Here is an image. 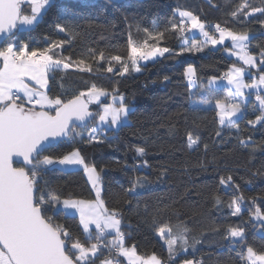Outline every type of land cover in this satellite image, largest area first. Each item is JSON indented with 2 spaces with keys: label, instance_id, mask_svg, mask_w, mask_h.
I'll return each instance as SVG.
<instances>
[{
  "label": "trees",
  "instance_id": "trees-1",
  "mask_svg": "<svg viewBox=\"0 0 264 264\" xmlns=\"http://www.w3.org/2000/svg\"><path fill=\"white\" fill-rule=\"evenodd\" d=\"M240 2L120 0L114 4L110 0H57V7L49 10L37 26L16 32L18 40L28 43L30 49H42L52 40L70 39L67 32L57 30V24L71 23L76 26L75 31L80 35L71 43H65L63 54L71 56L74 61L85 58L92 71L57 69L51 74L49 96L54 98L59 95L66 102L96 85L97 88L106 89L108 94L113 89L118 90L113 94H123L125 102L133 108L127 126L108 129L104 134L97 133L104 143L85 146L79 142L80 138L75 133L89 130L92 126V122H89L83 128L75 127L72 142L66 139L50 143L41 156L60 158L80 148L85 162L95 165L100 172L101 199L105 207L120 208L124 214L123 222L127 225L122 227L126 234L125 246L136 245L137 254L141 255L155 252L165 264H168L167 246L158 238L156 229L168 225L175 230L178 224L184 222L191 229L189 245L187 251L176 258L175 264L192 258L201 259L202 264H246L239 254L246 252L247 246L264 251V235L257 230L258 224L251 216L257 207L264 212V126L247 123L260 115L255 96L243 105V118L236 121L239 133L235 128L220 126L215 102L225 99L226 87L210 92L204 86L208 80L221 77L222 72L226 73L230 66L239 62L225 53V49L230 48L228 43L213 46L205 43L202 36H193L188 29L180 33L170 27L171 23L179 22L178 10L192 11L205 23L207 32L209 25L215 22L236 32H248L249 51L260 58V51L264 49V24L260 21L264 20V15L256 13L251 17H232L231 11ZM250 3L255 7H264V0H250ZM23 7L25 13L30 14L28 6ZM61 15L62 18H59ZM145 28L150 32H164L163 40L156 44L149 39V44L168 48L171 52L142 62L140 72H135L130 61L127 62L129 71L123 75L120 74L121 64L116 62H112L113 71L107 72L108 58L120 55L127 61L129 39L137 45L141 44L147 38L143 31ZM6 43L7 40L0 47ZM193 43L203 47V52L184 51L176 55L181 53L182 47H190ZM90 50H95L97 56L101 50L104 51L105 60L97 63L89 55ZM188 65L195 69V87L184 75ZM260 71L264 72V65ZM165 77L168 79L165 80ZM105 101L106 98H103L98 103H88V108L97 114L95 119ZM197 108L198 111L194 110ZM173 126L175 131L170 133L169 128ZM218 130L222 133L223 142L215 136ZM187 131L200 137L197 150L188 148ZM249 137L251 141L247 147L239 144V139L248 140ZM204 143L209 144L207 151L203 148ZM138 147H144L148 155L137 157L135 149ZM145 159L149 166L141 167ZM165 168L166 177L158 179ZM229 175L233 178V186L220 185V178L227 179ZM137 177H147L150 183L138 189L135 196L125 197L121 185L128 188ZM235 185H239V189ZM40 186L47 193L45 199L49 195L58 196L60 200H91L95 196L82 167L71 170L50 166L43 174ZM241 194L244 197L240 202L241 217L231 216V209L227 205ZM217 196L222 201L221 205L215 203ZM253 198H256L255 204L252 203ZM124 200L131 203L126 204ZM173 201H176L174 207L178 216L170 215L167 211H156L171 205ZM137 206L139 215L135 214ZM145 207L147 214L143 212ZM48 215L52 216L53 223L64 225L81 242H96L95 239L90 242L85 239L76 214L66 215L56 209ZM153 216L156 218L154 226ZM238 224L245 228V240L233 244L223 237L227 226ZM96 234L94 229L92 236ZM111 239L112 235H108L104 243ZM193 239L199 241L194 248ZM107 256L108 251L104 249L96 263ZM119 260L120 264H126L121 257Z\"/></svg>",
  "mask_w": 264,
  "mask_h": 264
},
{
  "label": "snow or ice",
  "instance_id": "snow-or-ice-1",
  "mask_svg": "<svg viewBox=\"0 0 264 264\" xmlns=\"http://www.w3.org/2000/svg\"><path fill=\"white\" fill-rule=\"evenodd\" d=\"M111 3L118 4L120 0H110ZM24 5L28 6L30 14L25 13ZM57 7V0H0V35H6L8 43L0 47V264H96L97 259L107 249L111 255L115 253V259L104 258L100 264H120L119 257H126L128 264H165V261L155 252L150 255H138L137 246H125V232L122 227L124 224V214L120 208L108 209L105 207L104 200L101 199V177L95 165L85 162L80 148H75L70 153L60 157L41 156L51 140L61 137L68 138L69 142L79 136V142L85 146L98 145L104 143L97 135L98 126H93L84 137L80 133H75V122H86L96 118L88 110V103L92 100L99 101L101 96L108 95L106 89L91 88L81 91L78 95L66 102L59 95L54 98L48 95L51 91L50 79L57 69L63 67L69 69L73 66L80 71L91 72L92 66L87 63L85 58L72 61L71 56L63 57L57 50L63 48L65 43H71L80 34L75 31L71 23L63 25L57 24L59 32H67L70 39L52 40L45 48H31L28 43L19 42L16 32L25 27H35L40 23L41 18L52 8ZM259 13L264 15V7H255L250 0L241 2L231 11L232 17L243 15L251 17ZM66 14V13H63ZM62 14V15H63ZM179 22L171 23V30L183 33L189 26L192 29H199L205 36V43L212 45L222 44L226 38L231 39L233 49L228 51L237 56L244 65L249 67L256 66V57L249 52L250 36L248 32H236L231 28L222 27L217 23L214 25L215 31L219 33L217 38L205 31V23L199 16L192 11L178 10ZM61 17L59 18H62ZM264 24V20L260 21ZM91 27V25H89ZM168 29L166 28L165 31ZM147 38L139 45L129 39L128 57L132 67L139 72L138 60H149L157 55L164 56L170 53L168 48H161L155 44H149V39L156 42L164 39V32H150L147 28L143 29ZM203 47L193 43L190 47H182L181 53L203 52ZM89 55L96 61L105 60L104 51H100L98 56L95 50H90ZM260 63L264 65V49L260 51ZM109 66L107 72H112V62L121 64V75L129 71V64L120 55L108 58ZM195 74V69L189 65L185 69L184 75L189 83ZM245 74L244 67L233 65L224 74L228 84L232 86L224 100L217 99L216 107L218 123L222 127L229 129L235 128L239 133L240 128L237 119L243 118L245 108L242 101L237 102L236 97H244V89L259 88L264 85V72L259 75V79H254L251 84L243 81ZM165 80L168 77L164 78ZM216 83V78L209 80V84ZM118 90L113 89L114 93ZM212 92V89H209ZM21 93L23 94L21 96ZM87 97V100L84 98ZM113 102L104 104L102 112L98 114L100 126L107 125L113 128L127 126L128 117L133 111L131 105L125 102L123 94L113 95ZM259 102L260 115L254 120H248L249 125L261 124L264 126V96L257 95ZM55 115L51 114V111ZM194 110H199L194 109ZM175 127H170L169 132L173 133ZM75 133V136L73 135ZM188 148L197 150L201 143L198 135L194 136L192 131L186 132ZM215 136L221 138V131H216ZM251 141L239 139V144L247 147ZM205 151L209 149V144L204 143ZM137 157L148 155L144 147L135 149ZM22 158L21 167H15L13 158ZM61 165L67 169L76 170L82 167L87 174L92 188L95 189V200L64 199L58 196L47 194L45 188L40 186L43 174L49 170L50 166ZM148 161L143 160L141 167H148ZM135 167V166H133ZM103 171V169H100ZM167 170L162 169L158 179L166 177ZM150 181L147 177H137L131 182V186L121 189L125 197L135 196L137 190L144 188ZM220 185L233 186L231 175L225 179L220 178ZM46 184V182H45ZM239 189V185H235ZM244 199L241 194L235 197L227 207L231 209V216L241 217L240 202ZM124 203L130 204L128 200ZM216 205H221L222 201L215 197ZM252 203H256L253 198ZM176 201L171 205H166L164 209H157V212L167 211L170 215H179L174 207ZM57 206H61L59 211L69 214L68 210L74 209L80 217V224L83 226V233L87 241L95 239V243L81 242L79 237L73 234L62 224L53 223L50 211H55ZM148 213L147 207L143 209ZM136 215L140 214L137 206ZM255 218L264 223V212L259 207L253 214ZM94 224L96 236L93 237L90 225ZM153 226L156 218H152ZM218 230V229H217ZM161 240L167 245L168 264H175L176 258L187 251L191 229L187 223L178 224L175 228L164 225L156 229ZM112 235V239L104 243L105 238ZM225 240L233 244H239L245 240V228L241 225H229L225 229ZM199 243L193 239L192 247ZM240 259L246 264H264V251H258L252 246L246 247V252L239 254ZM181 264H202L193 260H183Z\"/></svg>",
  "mask_w": 264,
  "mask_h": 264
},
{
  "label": "rangeland",
  "instance_id": "rangeland-1",
  "mask_svg": "<svg viewBox=\"0 0 264 264\" xmlns=\"http://www.w3.org/2000/svg\"><path fill=\"white\" fill-rule=\"evenodd\" d=\"M28 28H30V27H25V28H21V29H28ZM189 31L190 30H192V29H190V27H188L187 28ZM20 30V29H19ZM194 30H196V31H199L200 32V30H198V29H194ZM190 32H192V31H190ZM249 34V33H248ZM250 36V35H249ZM227 40L229 39V38H226ZM225 39V40H226ZM206 40V39H205ZM9 41H8V39H7V43H8ZM229 43H231V45H232V47L231 48H227V49H225L226 51H225V53L226 54H228L229 56H231L232 54L228 51V49H233V43H232V41H231V39H230V41H229ZM3 47V46H2ZM234 50V49H233ZM250 52V51H249ZM250 54H252L253 56H255L256 57V66L255 67H249V66H247V65H245V66H243L242 64H240V63H238V64H233V65H235L236 67H244L245 68V74H244V77H243V81H244V83H246V84H251L252 82H253V80L254 79H256V80H258L259 79V75L262 73L261 71H260V68H261V66H262V64L260 63V59H261V57L259 58V57H257L256 55H254L253 53H251L250 52ZM233 57H235V59H237V60H239L240 62H242L243 63V61H241L237 56H235V55H232ZM154 59H156V58H154V57H151V58H149V60H146V61H152V60H154ZM142 61H144V60H142ZM238 61V62H239ZM127 62V61H126ZM129 62V61H128ZM141 62V61H140ZM257 62H258V64H257ZM232 65V66H233ZM189 66V65H188ZM188 66H186V68L188 67ZM232 66H230L229 68H231ZM193 67V66H192ZM255 69V71H252L251 69ZM229 70V69H228ZM246 76H248V77H250V76H253V79H251L250 81H248L247 79H246ZM225 82V78H224V76H221V77H217L216 78V83H218V84H223ZM220 86H222V85H220ZM231 88H232V86H230ZM264 87V85H262V86H260L259 88H254V89H244V93L246 94V95H253V96H255V99H256V96L259 94V95H261V96H263L262 94H260V91H261V89ZM110 93L108 94V98L110 97V95H112L113 94V92L112 91H109ZM202 92L204 93V88H202ZM21 95H23L22 93H21ZM114 95H116V94H114ZM246 95H244V97H236L238 100H240V99H243V98H245V96ZM86 98V100H87V97H85ZM101 98H103V96H101L100 97V100H101ZM236 98H235V100H236ZM252 98V97H251ZM254 99V100H255ZM107 101V100H106ZM106 101H105V103H106ZM99 101H96V100H92L91 102H89V103H98ZM257 102L258 101H255V103H256V105H258V107H259V104H257ZM104 103V104H105ZM109 103H110V101H109ZM259 103V102H258ZM130 105V104H129ZM101 112L99 111V114H100ZM97 120H99L98 118L97 119H95V121H91L92 122V126L90 127V129L93 127V126H95L94 124L97 122ZM89 129V130H90ZM109 128H108V126H104V127H100V129H99V131H98V133L100 134V133H102V134H104L105 133V131L106 130H108ZM111 129V128H110ZM89 130H82V131H78V133H80V134H82L83 136H88V133H89ZM77 137H79V136H77ZM70 153V152H69ZM55 166H57V167H60V168H62V169H66L65 168V166H61V165H55ZM85 176H86V179L88 180V177H87V174L85 173ZM89 183H90V181H89ZM90 185H91V183H90ZM91 187H92V185H91ZM93 189V188H92ZM94 190V193H95V189H93ZM102 192V191H101ZM96 195V194H95ZM82 200H88V199H83V198H81ZM96 199V197L94 196V198H92L91 200H95ZM90 200V201H91ZM76 210H74V209H70V210H68V213L71 215V214H73V213H71V212H75ZM254 214V213H253ZM253 214H251V216H252V220L255 222V223H257L258 224V231L261 233V234H263L264 235V223H262L261 221H259V220H257L256 218H255V216L253 215ZM80 218V217H79ZM83 227V226H82ZM81 227V228H82ZM96 229L95 228V225L94 224H91L90 225V230H91V233L94 231V229ZM158 238H159V236H158ZM163 241V240H162ZM163 243H164V241H163ZM164 245H166L165 243H164ZM167 246V245H166ZM107 258H108V256H107ZM188 260H191V259H188ZM183 261V260H182ZM120 263H121V261H120ZM96 264H100V261H99V263H96ZM180 264H181V262H180Z\"/></svg>",
  "mask_w": 264,
  "mask_h": 264
},
{
  "label": "crops",
  "instance_id": "crops-1",
  "mask_svg": "<svg viewBox=\"0 0 264 264\" xmlns=\"http://www.w3.org/2000/svg\"><path fill=\"white\" fill-rule=\"evenodd\" d=\"M190 27V26H189ZM190 29H192L191 27H190ZM199 30V29H198ZM190 31H192L191 32V34L194 36V35H196V34H198V35H200V36H202L203 37V41L205 42L206 40V38H205V36L201 33V32H199V31H196V30H194V29H192V30H190ZM219 37V35L217 36V38ZM229 41H230V39H226V40H224V42L222 43V44H218L217 46H224V45H227V43L230 45V48L232 47V45H231V43H229ZM209 44H211V43H209ZM213 46H216V45H213ZM160 56L159 55H157V56H155L154 58H159ZM237 60V59H236ZM141 61V62H140ZM144 61H146V60H144ZM144 61H142V60H138V62H137V66L140 68V64L142 63V62H144ZM237 61H239V60H237ZM239 63L240 64H242L243 66H245L242 62H240L239 61ZM134 69V68H133ZM135 70V69H134ZM253 70H255L254 68H253ZM140 71H141V69H140ZM139 71V72H140ZM135 72H137V71H135ZM246 79L248 80V81H250L251 79H253V76H250V77H248V76H246ZM189 81V80H188ZM191 84V86H196V84H197V81H196V78L193 76V78H192V82L190 83ZM220 85H222V86H220ZM231 85H229L228 84V81H227V79H225V82L223 83V84H218V83H214V84H209V80L206 82V84H205V88L207 89H212V90H218V88H221V87H226V89L224 90V92H225V94H228L229 93V91L230 90H232V88L230 87ZM87 92V91H86ZM246 93V92H245ZM49 95V94H48ZM113 95L114 94H112V95H110V97L108 98V95H106V96H103V98H106V103L105 104H108L109 103V101H110V103H112L113 102ZM246 95V94H245ZM22 96V95H21ZM227 96V95H226ZM251 97H254L253 95H246L245 96V98H243V99H240V100H238L237 98H236V101L237 102H239V101H242L243 102V105L248 101V100H250L251 99ZM103 98H101V99H103ZM255 101H257L256 99H255ZM210 103V102H209ZM257 104H259L258 102H257ZM104 105V104H103ZM103 105L101 106V109H100V112H102V108H103ZM242 105V106H243ZM215 107H216V102H215ZM217 108V107H216ZM95 126H98L99 127V129H100V127H104V126H107V125H104V126H100V123H99V120H97V122L94 124ZM108 128L110 129V128H113V127H109L108 126ZM113 129H116V128H113ZM78 168H80V167H78ZM67 169V168H66ZM88 182H89V180H88ZM90 184V183H89ZM91 186V185H90ZM95 197H96V195H95ZM70 199H74V198H70ZM62 200H64V199H61V201ZM61 206H57V209H59ZM71 213H73V214H76L77 216H78V219H79V224H80V218H79V214H78V212H71ZM81 225V224H80ZM81 227H82V225H81ZM82 229H83V227H82ZM158 235V234H157ZM109 236H111V235H109ZM163 242V241H162ZM127 247H130V246H127ZM138 255H141V254H138ZM143 256V255H142ZM123 260H124V262L126 263V264H128V260H127V258L126 257H121Z\"/></svg>",
  "mask_w": 264,
  "mask_h": 264
},
{
  "label": "built area",
  "instance_id": "built-area-1",
  "mask_svg": "<svg viewBox=\"0 0 264 264\" xmlns=\"http://www.w3.org/2000/svg\"><path fill=\"white\" fill-rule=\"evenodd\" d=\"M215 24H217V22H215V23H211L210 25H209V28H208V32H209V34L210 35H215L216 36V34H217V32L215 31V28H214V25ZM222 26V25H221ZM223 27V26H222ZM16 36H17V34H16ZM17 40H18V37H17ZM19 41V40H18ZM19 42H22V41H19ZM251 47V44L249 43V48ZM57 52H58V54H62V56L63 57H68V55H66V54H63V50H62V48L61 49H59V50H57ZM72 61H74V60H72ZM129 60L127 59V62H128ZM59 69H61V70H70V71H80L78 68H76L75 66H73V67H71V68H69V69H64L63 67H61V68H59ZM224 72H222V74H221V76H224ZM260 94H262L263 96H264V87L261 89V91H260ZM68 139V138H67ZM137 165H138V163H137ZM108 258H110V259H115V253L113 252L111 255L109 254V252H108ZM191 260H193L194 262H201V259H195V258H192Z\"/></svg>",
  "mask_w": 264,
  "mask_h": 264
},
{
  "label": "water",
  "instance_id": "water-1",
  "mask_svg": "<svg viewBox=\"0 0 264 264\" xmlns=\"http://www.w3.org/2000/svg\"><path fill=\"white\" fill-rule=\"evenodd\" d=\"M8 38H7V36L6 35H0V46H1V44L4 42V41H6ZM72 99V98H71ZM70 100V99H69ZM67 101V100H66ZM88 110L90 111V112H92V113H94L95 114V111H93V110H91V109H89L88 108ZM52 115H55V112H53V113H51ZM92 120H94V119H92ZM92 120H88V121H86V122H81V121H76L75 122V127H81V128H83V127H85V126H87V124H89V122H91ZM67 138H61V137H57V138H55V139H53V140H51V143H57V142H61V141H64V140H66ZM50 144V143H49ZM13 163H14V166L15 167H21V166H23V164H22V158H18V157H14L13 158ZM16 164H18V165H16Z\"/></svg>",
  "mask_w": 264,
  "mask_h": 264
}]
</instances>
